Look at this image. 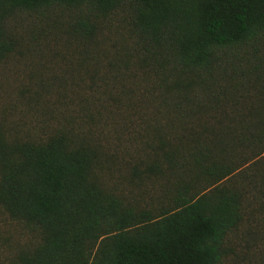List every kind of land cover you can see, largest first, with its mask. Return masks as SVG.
Returning a JSON list of instances; mask_svg holds the SVG:
<instances>
[{
    "label": "trees",
    "instance_id": "trees-1",
    "mask_svg": "<svg viewBox=\"0 0 264 264\" xmlns=\"http://www.w3.org/2000/svg\"><path fill=\"white\" fill-rule=\"evenodd\" d=\"M124 6L144 147L118 180L67 116L43 136L0 132V207L36 234L4 264H228L245 216L264 212V0H0V14L72 10L67 33L89 42ZM16 49L0 28V61Z\"/></svg>",
    "mask_w": 264,
    "mask_h": 264
},
{
    "label": "rangeland",
    "instance_id": "rangeland-1",
    "mask_svg": "<svg viewBox=\"0 0 264 264\" xmlns=\"http://www.w3.org/2000/svg\"><path fill=\"white\" fill-rule=\"evenodd\" d=\"M73 14L65 8L0 14V28L17 41L16 51L0 61V132L43 136L50 130L48 123L67 116L80 132L92 127L95 141L113 154L109 164L116 161L112 178L120 179L123 161L143 145L145 125L136 115L142 105L137 97L145 85L133 65L132 12L124 6L98 17L97 36L89 42L67 33ZM108 106L113 111L105 110ZM160 114L167 122L169 115ZM159 194L153 191L143 198L153 202ZM35 240L32 230L0 207V264ZM230 244L234 253L228 264H262L264 212L246 215Z\"/></svg>",
    "mask_w": 264,
    "mask_h": 264
}]
</instances>
